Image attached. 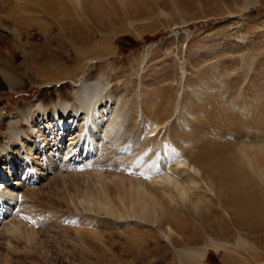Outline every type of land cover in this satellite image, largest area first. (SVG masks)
<instances>
[{"label": "rangeland", "instance_id": "rangeland-1", "mask_svg": "<svg viewBox=\"0 0 264 264\" xmlns=\"http://www.w3.org/2000/svg\"><path fill=\"white\" fill-rule=\"evenodd\" d=\"M79 2L80 0H58V4L54 5L59 10L53 8L45 14L47 18L44 23L50 24L46 25V33L39 34L30 30L27 33L32 35L27 41L43 56L49 53L58 58L71 73L87 63L84 78L89 76L92 81L101 80L103 89L110 92L111 99L118 103L119 110H124L123 115L131 124L130 132L134 118H138V125L133 128V134H140L136 143L138 152L145 144L143 134L149 132L150 123H154L158 129L167 125L166 129L157 133V137L152 138L155 143L166 137L177 148L182 146L188 149L191 156L201 150V146H197L199 140L224 138L235 143L236 147L256 146L257 142H264V0H114L115 5L121 7V12L123 8V15L115 14L107 0H102V9L112 20V29L103 31L106 41L100 42L102 47L97 43L99 38L91 37V41L97 40L93 44L94 42L88 43L86 38L84 41V37L82 41L72 38L74 41L68 36L66 28H73L74 25L79 27L81 18L87 19L74 9L71 10V4L75 7ZM37 4L36 0H0L2 32H5L8 25L4 23L6 19L35 18ZM129 10L136 12L135 17L130 15ZM122 28L123 32L120 31ZM11 55L12 63L20 66L18 68L24 66L25 55L19 52H12ZM0 56L5 64L11 63L3 55ZM67 84L69 86L59 84L63 85L60 89L72 97L73 103H77L78 84L74 85L70 81ZM43 87L26 86L18 92L10 93L0 80V109L13 106L34 111L38 97L45 103L56 102L53 90L47 93V87ZM241 119L251 124H256L258 120L263 123L259 130L248 125L240 130L238 127ZM218 121L229 124V131L220 136L217 135ZM2 123L5 121L1 117L0 145L9 139L2 130ZM128 131L123 136L119 135L117 142L120 143V148L129 146V141L134 137ZM253 153L239 152L238 156L245 159L248 166H252L257 156ZM259 163L264 165V158ZM105 164H100L99 169L103 171L97 172H101L102 181L105 180L110 188H113L112 184L114 185L117 176L126 178L129 177V171L139 172L138 167L131 166L132 162L130 164V161L125 162L119 158L107 159ZM59 172L63 173V179L59 181H55L58 173L51 175L54 182H59L56 185L61 192L59 195L42 189L41 186L48 180L37 182L35 187L40 197H37L32 206L36 205L34 209L36 208L37 213L32 209L31 214L35 216H31L37 220H42V217L43 220L47 219L40 227L42 229H36V238L39 235L36 239L39 245L36 246L40 248L35 246L34 249V245L28 246L27 242H18L13 238L4 239L2 235L0 264H264V208L256 205L234 219L228 214H220L222 222L216 225V231L211 234L206 232L203 237L205 242L212 241L217 246L216 249L208 246L202 263L190 259L187 261L180 253L183 246L179 245L186 234L175 236V232H167L169 226L173 231L174 229L160 213L140 215L126 210L123 212L124 209L116 205L117 200L114 199L113 202L114 190L108 191L112 212L101 213L91 203L87 206L79 192L90 185L96 191L106 193L103 183L95 180L93 175V178L78 174L74 177L73 174H68L72 173L70 169ZM129 178L142 184L148 182L146 175L141 172ZM261 179L264 186V177ZM67 183L74 184L69 187L74 186L75 189L65 186ZM65 187H68L67 190ZM42 194H48L47 199L41 197ZM197 198L206 201L202 196ZM61 200H66L64 206ZM80 200L82 204L78 206ZM1 201L3 202L2 198L0 205L3 204ZM58 202L61 204H57ZM202 205V211L211 207ZM80 221H84L81 222L83 229L87 228L91 232L95 229V236L89 241L91 244L76 239L78 235L75 232L82 229L79 227ZM193 222L195 225L200 223L195 220ZM199 225L196 227L202 230L201 224ZM148 234H152L153 238ZM129 235L135 239L137 236L138 241L130 239ZM203 241L187 247L199 249L204 246ZM140 243L144 251L142 247L141 251L140 248L136 249L141 246ZM30 249L35 251L30 252ZM38 249L44 253H37ZM44 254H49L50 260Z\"/></svg>", "mask_w": 264, "mask_h": 264}, {"label": "bare ground", "instance_id": "bare-ground-1", "mask_svg": "<svg viewBox=\"0 0 264 264\" xmlns=\"http://www.w3.org/2000/svg\"><path fill=\"white\" fill-rule=\"evenodd\" d=\"M36 1L38 4L35 7L38 10L34 11L35 18L6 19L4 23L8 25L4 33L0 27V55H3L4 59H8L9 62L12 61V52H19L26 56L24 57L26 58V63L21 68H18L20 66H16L12 62L5 64L0 56V80L6 85L10 93L18 92L26 86L40 85L47 87L46 85H50L45 90L50 93L49 90L52 89V95L56 96L57 101L45 103L43 99L38 97L35 101L34 111H29L25 107L13 106L7 109H0V118L2 117L5 121L1 127L9 137L8 141L0 145V197L4 200L3 202L1 201L3 204L0 205V236L3 235L4 239L13 238L18 242H27L28 246L33 247L34 245L35 249L39 245V241L36 240L39 237L38 235L36 238V234H38L36 229H42L40 227L47 221V219L43 220V217L42 220H37L32 217L35 214H31V210L36 206L32 207L33 203H36L37 197H40L38 196V190L35 189L37 182L42 183L48 180L45 185L42 184V189L53 191V193L59 195L61 192L59 188H56L59 182H54V178H51V175L58 173L55 181H59V179H63V173L59 172L63 167H74L71 170L72 173H67L73 174V176L78 174L92 177L93 175L95 180L103 183L104 190H106V193L103 190H101L103 192L96 191L90 185L85 187L84 190L81 189L79 193L82 199L86 201L85 204L87 206L91 203L94 209L101 211V213H111L112 201L108 191L114 190L115 194L113 195L115 197L111 194L113 202L116 199L118 202L116 205H119L120 208L122 207L124 209V211L122 210L123 212L131 211L140 215L151 212H154V215L160 213L161 217H165L174 229L173 231L169 226L167 232H175V236L177 234L179 236L186 234L179 244L183 246L180 249L181 255L187 261L190 259L191 261L197 260L202 263L205 261L208 246H212L215 249L217 247L214 243H211L212 241H203V237L206 232L211 234L216 231V225L222 222L220 214L226 216L228 214L234 219L241 216V212H246L256 205V207L264 208V186L261 179V177H264V165L259 163L264 158V142L256 141V146L240 145L236 147L235 143L224 140V138L199 140L197 146H201V150L194 152L195 154L191 156L188 149L182 146L177 148L172 142L166 140V137L164 140L156 141L155 143L152 138L157 137V133L162 129H166L167 125H163L161 129H158L154 123H150L148 125L149 132H147L149 135L147 133L143 134L145 144L142 145L138 152L136 143L138 138H140V134L139 132L133 134V128L138 125V118H134L130 132L131 124L123 115L124 110L122 112L120 111L121 109L119 110L118 103L111 99L110 92L107 89H103L101 80L95 79L92 81L89 76L84 78L83 74L87 63L78 68V71L74 69V72L71 73L65 65L58 61V58L52 57V54L49 53L43 56V53L28 43L27 38L32 35H28L30 30L31 32L32 30L33 32L37 31L39 34L40 32L46 33L48 29L46 25L50 24L44 23L45 18H47L45 14L52 11L53 8H58V6L55 7L54 5L55 3L58 4V0ZM107 2L115 10V14H124L123 8L121 12V7L118 5V8L114 0H107ZM102 6V0H80L75 7L71 4V10L74 9L77 14L87 19L81 18L79 27H75L73 24V28H66L68 36L77 41H82L84 37V41L87 39L88 43L94 42L93 44L97 40V43L106 41L103 31H108L109 28L112 29V20L105 14ZM129 13L132 17L136 15L135 11L129 10ZM89 16L90 19H88ZM62 30L64 29L62 28ZM120 31L123 32L124 28L120 29ZM111 34L114 33L111 32ZM91 37L99 39L91 41ZM100 46L102 47L101 43ZM69 81L74 85L78 84L79 96L77 103H73L72 97L66 91L60 89L63 85L59 84L64 83V85L69 86L67 84ZM258 121L256 124H251L241 119L238 129L242 130L248 125L252 129L256 128L259 130L263 122L261 120ZM218 122L220 123L216 125L217 135L220 136L227 133L229 124L226 121ZM127 130L134 137L131 138V141L128 140L130 142L128 143L129 146L120 148V143L118 144L117 142L118 138L123 136ZM250 132L248 131V133ZM151 143L154 146H151ZM239 152H254L253 154H257L256 161L252 166H248L245 163L246 160L238 156ZM118 158L119 160H125V162L130 161V164L132 162L131 166L135 165L138 167V171L146 175V180L149 183L146 182L144 184V182L142 184L130 180V176L132 178L133 175L136 176L139 172L133 171L134 173H130L129 171V177L121 178L117 176L115 178L116 181L114 185L112 184L113 188L107 186L106 181H102L101 172H97L98 170L103 171V169H99L97 166L107 163V159ZM87 163L93 164L94 167L91 170L77 171V166ZM104 166L106 167V164ZM158 171L162 174H159ZM164 171L166 172L163 175ZM156 173L159 175L155 176ZM142 177L144 178V176ZM67 185L69 187V185L74 184L67 183L65 186ZM151 185L152 187H150ZM155 193H158V196ZM46 196L48 194L41 195V197ZM200 196L204 197L206 201L197 198ZM178 201L179 203H176ZM61 202L64 203V206L66 200H61ZM79 203L78 206L82 204L81 200ZM202 204L211 207L202 211ZM78 206L75 207L78 208ZM198 207H200L199 210ZM69 208L71 209V206ZM72 209L75 210L73 206ZM168 210L171 212H168ZM39 211L41 210L39 209ZM52 211L54 210L52 209ZM41 213L43 212L39 214ZM169 213L170 215L168 216L167 214ZM213 216L215 217L213 218ZM193 220L200 222L197 225L201 224L202 230L196 227L197 225L194 224ZM81 222L80 229L84 226L83 224L81 226ZM54 225L56 226V224ZM83 228L75 232L78 235L76 239L82 243L91 244L90 240L95 236V229L94 232H91L87 228ZM129 236L133 240L134 237ZM149 236L153 238L152 234ZM209 239L211 240L210 237ZM200 241L205 244L199 249L187 247ZM207 243L209 244L207 245ZM140 244L141 246L136 249L140 248L141 251L142 247V251H144L142 243ZM32 247L30 248L32 249ZM32 251L35 250L30 252ZM45 252L48 253L47 251ZM37 253L41 254L44 252L41 250L39 252L38 249ZM45 255L47 254H44V257ZM47 257L50 260L49 254ZM136 257L133 258L136 259Z\"/></svg>", "mask_w": 264, "mask_h": 264}]
</instances>
